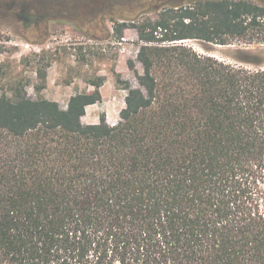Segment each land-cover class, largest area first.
Here are the masks:
<instances>
[{"label": "trees", "instance_id": "obj_1", "mask_svg": "<svg viewBox=\"0 0 264 264\" xmlns=\"http://www.w3.org/2000/svg\"><path fill=\"white\" fill-rule=\"evenodd\" d=\"M126 1H102L119 39ZM152 2L117 123L82 120L101 80L0 94V264H264L263 61L186 43L264 44V4Z\"/></svg>", "mask_w": 264, "mask_h": 264}, {"label": "rangeland", "instance_id": "obj_2", "mask_svg": "<svg viewBox=\"0 0 264 264\" xmlns=\"http://www.w3.org/2000/svg\"><path fill=\"white\" fill-rule=\"evenodd\" d=\"M102 1L0 0V94L21 88L31 98L56 100L66 108L71 95L92 92V82L101 80L102 99L87 107L82 120L98 122L104 113L110 124L117 123L126 96L117 77L137 86L129 60L141 71L136 59L141 43L133 18L155 15L143 12L155 0H127L112 8L120 21L122 15L130 17L121 39L112 30L107 14L111 9L104 7L103 12ZM249 1L264 4V0ZM186 43L231 63L245 65L235 57L257 55L263 61L260 67H264V44L215 45L193 39ZM43 70L46 78L42 80L39 71Z\"/></svg>", "mask_w": 264, "mask_h": 264}]
</instances>
